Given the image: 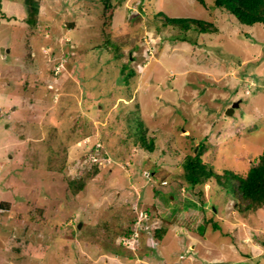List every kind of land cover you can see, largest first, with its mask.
<instances>
[{
    "label": "rangeland",
    "instance_id": "rangeland-1",
    "mask_svg": "<svg viewBox=\"0 0 264 264\" xmlns=\"http://www.w3.org/2000/svg\"><path fill=\"white\" fill-rule=\"evenodd\" d=\"M27 1L0 0V264H264V206L238 212L175 176L200 143L217 171L243 172L261 151L264 24L212 0H111L109 16L100 0H31V23ZM158 10L216 29L182 41L157 30ZM130 110L153 151L128 135ZM85 137L109 157L91 176L76 171ZM80 174L72 193L66 177Z\"/></svg>",
    "mask_w": 264,
    "mask_h": 264
},
{
    "label": "trees",
    "instance_id": "trees-1",
    "mask_svg": "<svg viewBox=\"0 0 264 264\" xmlns=\"http://www.w3.org/2000/svg\"><path fill=\"white\" fill-rule=\"evenodd\" d=\"M198 1L202 5L205 4L204 0ZM27 2H29L27 19L31 23H35V13L37 12L36 3L31 0ZM100 2L105 7L104 10L107 9L104 14L107 13V16H109L111 12L109 13L108 9H112L111 0H100ZM212 4L215 8L226 10L229 14L233 15L239 23L245 25H253L256 23L264 24V0H212ZM104 14L103 16H105ZM156 17L161 21V23L156 24L157 30L169 28L175 31L173 35L180 32L177 38H180L179 40L182 41H188L187 38L183 37V34L186 32L212 33L216 29L210 21L197 17H168L162 10H158L152 14L154 21ZM104 42L107 44L108 37L104 38ZM112 46L115 47L116 45L113 44ZM97 48L101 50L102 47L98 45ZM120 73L122 74V84L127 90V95L130 96V94H132L130 87L132 83L131 78L135 75V70L129 63H124L121 65ZM127 115V133L128 135L134 136L132 142H134L135 145L139 144L144 150L153 151L156 136L151 135L147 138L144 135V122L139 114H137L136 110H130ZM175 135L176 134L171 135V138L174 140H176ZM204 148V144L200 143L196 152L186 153L182 162L183 170L181 173L175 175L188 190H197L198 193L203 194V186L209 184V186H211L210 197L212 196V198H214L215 194L220 191H223L224 195H231L232 198H234V205L238 212L253 211L264 206V145L259 153L253 155L251 163L243 172L237 171L230 166L226 168L222 166L221 169H219L220 171L215 170L214 165L203 158L202 153ZM99 168L97 164L92 165L90 169L84 171V174L91 176L97 173ZM152 175L153 171L150 172L149 177ZM66 179L72 193H76L84 186L83 174L72 177L67 176ZM163 180L164 179L161 178L159 182L161 183ZM203 201L206 200L204 199ZM206 203L208 202L202 203L203 211L206 210ZM211 203H209L210 211L213 212L216 210L217 206L214 204V201ZM210 219H213V217H210ZM201 228L202 226L199 227V230ZM213 228L218 227L215 225ZM164 230V228L159 227L151 236L155 235L156 238L159 239L161 236L160 234L164 232ZM132 232L131 230L130 233ZM130 233L129 231L126 232L124 236L128 237Z\"/></svg>",
    "mask_w": 264,
    "mask_h": 264
},
{
    "label": "built area",
    "instance_id": "built-area-1",
    "mask_svg": "<svg viewBox=\"0 0 264 264\" xmlns=\"http://www.w3.org/2000/svg\"><path fill=\"white\" fill-rule=\"evenodd\" d=\"M82 141V145L85 146V149L81 155L82 160L76 164V171L80 170L81 173L90 169L92 165L97 164L99 166L101 162L108 157L101 142H90L87 137L82 139Z\"/></svg>",
    "mask_w": 264,
    "mask_h": 264
},
{
    "label": "water",
    "instance_id": "water-1",
    "mask_svg": "<svg viewBox=\"0 0 264 264\" xmlns=\"http://www.w3.org/2000/svg\"><path fill=\"white\" fill-rule=\"evenodd\" d=\"M237 106H238V100L237 101H233L231 103V105L226 108L225 113L229 115L233 111L234 107H237ZM195 149H196V147H195ZM77 226L79 227L80 223H78Z\"/></svg>",
    "mask_w": 264,
    "mask_h": 264
}]
</instances>
